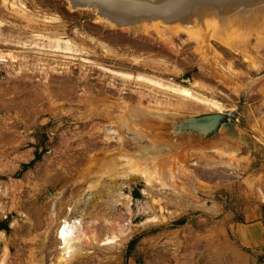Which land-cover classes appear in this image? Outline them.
I'll list each match as a JSON object with an SVG mask.
<instances>
[{"label":"rangeland","instance_id":"obj_1","mask_svg":"<svg viewBox=\"0 0 264 264\" xmlns=\"http://www.w3.org/2000/svg\"><path fill=\"white\" fill-rule=\"evenodd\" d=\"M75 2L0 0V264H264V0L197 26ZM241 95L235 148L179 155L146 121ZM65 217L86 236L59 262Z\"/></svg>","mask_w":264,"mask_h":264},{"label":"water","instance_id":"obj_2","mask_svg":"<svg viewBox=\"0 0 264 264\" xmlns=\"http://www.w3.org/2000/svg\"><path fill=\"white\" fill-rule=\"evenodd\" d=\"M96 4L102 11L119 22H130L163 16L187 25L191 8L216 0H74ZM236 111L205 112L195 115L168 117L166 121L146 118L154 140L166 145L176 154L184 155L192 150H216L240 146V130L235 122L237 110L243 102L239 99ZM243 133V132H242ZM245 134V133H244ZM252 141L253 137L249 136ZM243 147V146H242ZM9 229L0 224V232L8 235Z\"/></svg>","mask_w":264,"mask_h":264},{"label":"bare ground","instance_id":"obj_3","mask_svg":"<svg viewBox=\"0 0 264 264\" xmlns=\"http://www.w3.org/2000/svg\"><path fill=\"white\" fill-rule=\"evenodd\" d=\"M72 3L75 2L74 0H71ZM77 3V2H75ZM100 12H103L105 13L104 11H100ZM101 14V13H100ZM107 15V13H105ZM110 16V15H109ZM108 16V17H109ZM110 18V17H109ZM115 20V19H114ZM113 22V20H111ZM115 23L117 24L118 22L115 21ZM114 23V24H115ZM120 23V22H119ZM115 24V25H116ZM113 26V25H112ZM225 112V111H224ZM231 112V111H229ZM238 116V115H237ZM235 117V122L238 121V117ZM102 157V156H100ZM104 159V158H103ZM100 160V159H99ZM104 161V160H103ZM102 166V164H101ZM92 167V166H91ZM99 167V166H98ZM89 169V168H88ZM102 169V168H101ZM104 169V167H103ZM114 169V168H113ZM106 170V169H105ZM117 170V169H116ZM85 171V170H84ZM97 171V170H96ZM110 171H111V168H110ZM98 172V171H97ZM96 172V173H97ZM113 172V171H112ZM111 172V174H112ZM83 174V173H82ZM84 174H86L84 172ZM102 174V173H101ZM100 174V175H101ZM79 175V174H78ZM108 176V175H107ZM92 178V177H91ZM98 182V181H97ZM85 188V187H83ZM79 189H82L79 188ZM78 189V190H79ZM84 190V189H83ZM76 193V191H75ZM77 194V193H76ZM79 197V196H78ZM77 200V198H76ZM75 200V201H76ZM68 213V212H67ZM89 216V215H88ZM57 217V216H56ZM106 223V222H105ZM82 220L81 219H75V220H68L67 217L63 218L62 220H60L59 224H58V228L56 230V236H57V242L59 245V249L61 250V261L59 262H62L64 259L66 260V258L70 257V254L75 250V247H77L78 245L81 244V242L83 241V239H85V232H83V228H82ZM101 229V231H109V225L107 224H103V225H99ZM105 226H108V228L106 229ZM107 233V232H106ZM93 237V235H92ZM88 238V237H87ZM115 239V236L112 235L111 238H107L105 239V244H108V243H111L112 240ZM104 240V239H103ZM92 242V241H91ZM103 243V244H104ZM58 247V246H57ZM75 253V252H74ZM59 254V253H58Z\"/></svg>","mask_w":264,"mask_h":264},{"label":"trees","instance_id":"obj_4","mask_svg":"<svg viewBox=\"0 0 264 264\" xmlns=\"http://www.w3.org/2000/svg\"><path fill=\"white\" fill-rule=\"evenodd\" d=\"M38 159H39V154H36L34 160L31 161L29 164L24 165L22 170H24L25 168H27V167L33 165V163H34L35 161H37Z\"/></svg>","mask_w":264,"mask_h":264},{"label":"built area","instance_id":"obj_5","mask_svg":"<svg viewBox=\"0 0 264 264\" xmlns=\"http://www.w3.org/2000/svg\"><path fill=\"white\" fill-rule=\"evenodd\" d=\"M7 61L6 57H0V74H1V69L4 66L5 62Z\"/></svg>","mask_w":264,"mask_h":264}]
</instances>
